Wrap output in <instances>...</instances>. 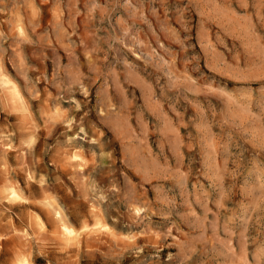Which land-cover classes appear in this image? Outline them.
Here are the masks:
<instances>
[{
  "label": "rangeland",
  "instance_id": "374dc122",
  "mask_svg": "<svg viewBox=\"0 0 264 264\" xmlns=\"http://www.w3.org/2000/svg\"><path fill=\"white\" fill-rule=\"evenodd\" d=\"M0 264H264V0H0Z\"/></svg>",
  "mask_w": 264,
  "mask_h": 264
},
{
  "label": "bare ground",
  "instance_id": "6f19581e",
  "mask_svg": "<svg viewBox=\"0 0 264 264\" xmlns=\"http://www.w3.org/2000/svg\"><path fill=\"white\" fill-rule=\"evenodd\" d=\"M5 79H7V78H5ZM5 83H6V85H8V84L10 85V81H7V82L5 81ZM8 192H9L8 193V199L10 201H16L17 199H20V196L14 190H10ZM56 218L58 219V222H59V231H60L61 235H71L74 233V230L72 228L66 226L63 223V221H62V219L58 213L56 214ZM106 229H107V227H106ZM67 237H69V236H67Z\"/></svg>",
  "mask_w": 264,
  "mask_h": 264
}]
</instances>
